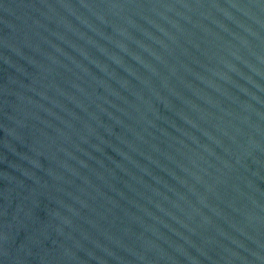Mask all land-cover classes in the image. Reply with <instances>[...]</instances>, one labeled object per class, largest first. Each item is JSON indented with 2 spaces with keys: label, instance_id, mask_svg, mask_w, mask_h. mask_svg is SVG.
I'll use <instances>...</instances> for the list:
<instances>
[{
  "label": "water",
  "instance_id": "95a60500",
  "mask_svg": "<svg viewBox=\"0 0 264 264\" xmlns=\"http://www.w3.org/2000/svg\"><path fill=\"white\" fill-rule=\"evenodd\" d=\"M0 264H264V0H0Z\"/></svg>",
  "mask_w": 264,
  "mask_h": 264
}]
</instances>
